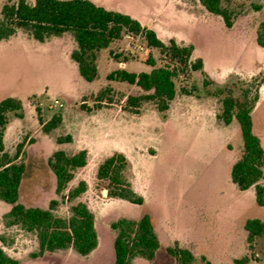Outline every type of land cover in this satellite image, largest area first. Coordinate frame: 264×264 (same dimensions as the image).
<instances>
[{
  "label": "rangeland",
  "instance_id": "obj_1",
  "mask_svg": "<svg viewBox=\"0 0 264 264\" xmlns=\"http://www.w3.org/2000/svg\"><path fill=\"white\" fill-rule=\"evenodd\" d=\"M6 1L8 0H0V17L1 7ZM28 1L34 2V0ZM193 1L123 0L122 2L127 10L132 13L140 11L153 23L157 21L165 23L169 22V19L174 22L175 17L182 10L189 8L194 9L198 16L207 18L200 24L197 33L191 34L189 31L188 33L197 45L198 55L205 57L212 65L216 66L219 62L221 71H230L233 75L226 82L221 80V85L210 86L212 89L209 93L218 100L219 113L221 112V100L226 96L228 89H233L235 95L240 96L244 89L249 88V95L252 97L256 83L260 82V95L264 85V47L257 43V32L261 22L264 21V0H229L235 12L231 28L225 25L220 16L206 12L202 5L193 6ZM172 30L181 29L172 25ZM17 33L31 37L21 29ZM178 34L181 35L179 32ZM66 36V42L69 43L68 38L72 39L73 36L70 33ZM23 42L24 40L16 39L11 46L0 50V73L5 80H8L6 89H0V99L6 98L9 93L21 95L25 100L28 99L26 103L32 106L31 110H34L40 123V119L44 121V116L50 118L57 114L64 116V123L54 128L53 135L55 136L76 135V127L83 110L80 109V111L78 108H81L82 104L95 107L96 103L92 98L105 87L111 86L113 91L110 96L116 102L124 95L136 90V86L129 83L109 81L105 77L106 73L118 68H125L129 71H141L145 67L151 69V66L142 64L145 63L144 59L150 49L146 39L141 35H133V38H127L124 35L121 40L111 44L109 49L102 51L100 53L102 60L99 63L102 70L101 75L92 83L86 81L79 73L73 75L56 52L46 57L37 49L28 48ZM140 47L144 49L141 50ZM152 55L157 60V65L165 64L158 49H153ZM203 77L200 71L195 73L190 70L181 74L176 78L178 93L184 95L195 92L203 96L206 93L204 84H202ZM207 77L210 80L208 75ZM218 89H222L223 92L215 95ZM83 92L88 93L78 99L77 96ZM262 92L264 97V88ZM55 99H58L63 106L55 105ZM145 104L152 103L146 102L143 105ZM101 105H118L124 110L123 103H101ZM26 112L29 114L28 108ZM263 113L264 100L255 115L262 127L260 117ZM129 114H131V116L128 115L129 118L123 116L118 119L111 130L112 139H117L123 145L133 148L136 154V159L133 160L135 171L144 183V195L148 201L161 200L166 203L171 210L174 228L184 229L191 237H196L192 241L194 245L192 251L195 256L192 264H207L209 260L207 256L212 254L217 256L216 258L223 264H236L235 260L244 256H248L246 264H264V236L250 244L245 240L246 231L238 230L235 233L236 242L231 247L218 250L214 249V245L218 243L205 242L202 239L206 237L212 240L224 234L215 232L218 227L216 224L204 225L200 222L201 213L212 215L240 205L248 218L264 217V209L256 203L255 198L248 192L238 193L239 189L231 181L230 174L227 176L229 155L224 148H220V144L222 140L230 136L234 145L231 143L228 147H234L237 152L242 151L243 138L238 121L234 119L232 124L223 122L224 124H221L223 131L218 130L217 132V127H211L209 131L212 133L209 135L203 132V127L184 129L181 126L176 128V131H170L165 125H160L152 119L136 117L138 115L130 112ZM10 116L13 117V113H10ZM120 127L122 133L118 131ZM34 131L21 134L17 143L11 140L8 146V152L13 156L17 152V144L23 143L19 152L21 158L18 162L25 163L26 170L20 187L19 201L26 206L49 207L50 200L55 198L59 200L56 213L66 216L69 203L61 199L56 192L55 176L49 165V158L53 150L61 148L69 151L74 149L75 145L58 146L56 139L53 140V136L49 135L44 136V142L41 141L36 149L33 147L25 149L26 145L34 141ZM237 132L238 135H236ZM27 141L28 144H26ZM238 144H242V147ZM145 148L144 154H138L139 150ZM152 148H155L156 152L148 153V149L151 151ZM233 154L235 155V152ZM76 174L75 183L82 177L89 182L91 189L85 192L84 197L90 199L93 191L96 193L97 179L94 163L84 170L78 169ZM131 176L132 170H130V180ZM116 202L121 205L127 204V207L126 205L116 206L113 201H105L102 208L98 206L99 203L94 202L92 207L94 210L98 209L99 213L117 211L110 219L121 216L136 217L137 213L138 215L141 213V207L128 201L118 200ZM3 212L4 208L0 203V236L3 235L11 243L4 244L0 240V247L8 256L17 259L20 264H113L115 233L109 228L110 220L107 218L99 217L98 220L100 248L96 254L88 258L82 257L72 248H67L48 253L39 260V257L32 256V253L36 252V236L17 226L5 227L2 220ZM227 236L230 237L233 234L228 233ZM134 264L153 263L137 261ZM154 264H176V261L162 247Z\"/></svg>",
  "mask_w": 264,
  "mask_h": 264
},
{
  "label": "trees",
  "instance_id": "obj_2",
  "mask_svg": "<svg viewBox=\"0 0 264 264\" xmlns=\"http://www.w3.org/2000/svg\"><path fill=\"white\" fill-rule=\"evenodd\" d=\"M198 1L209 13L220 16L228 28L233 26L235 12L229 0ZM19 29L41 42L70 33L77 43V48L71 52V58L77 63L80 75L89 82L99 77L97 51L121 40L126 33L141 35L146 39L150 52L144 62L151 66L150 71L135 72L119 68L106 76L109 81L134 85L136 90L116 102L110 96L113 89L107 86L92 98L96 103L95 107L81 105V109L85 111L100 108L101 103H123L124 110L139 115L143 104L150 102L158 111L165 112L178 93L176 78L181 74L190 70L200 71L204 76V86L211 83L203 69L202 59L192 60V45L181 46L175 40L164 43L152 28L142 25L130 14L106 9L91 0H34L33 3L28 0H8L1 7L0 41L15 35ZM257 43L264 47V21L257 32ZM153 49L159 50L165 64L157 65V60L152 55ZM260 84L256 83L252 97L249 95V88L244 89L240 96L235 95L233 89H228L221 100L218 118L225 124L236 119L242 133V153L232 166V181L240 190L254 186L256 203L264 206V185L260 183L264 179V149L260 138L253 131L252 117L253 107L259 99ZM222 92V89H218L215 95ZM22 109L23 103L16 97L9 96L0 101V200L11 204V209L3 216V224L8 228L17 226L36 236L38 251L32 253L33 257L67 248L87 256L99 243L95 214L87 202L80 199L88 184L82 180L69 189V183L77 170L87 165L88 151L83 149L67 153L56 150L49 158V165L56 177V192L69 203L66 216L56 213L58 199H52L47 209L22 204L19 201L20 185L26 166L15 160L19 157L23 143L17 144V152L13 156L5 151L4 145L7 113L13 111L22 117V112H19ZM62 119V115L57 114L46 122L42 119L40 121L43 130L50 132L61 124ZM71 140L70 135L58 138L59 142ZM130 170V161L124 153L114 152L106 156L97 167L96 193L101 197L119 198L143 205V196L134 190L130 180ZM110 226L115 233L113 264H132L136 257L147 260L155 258L160 242L148 213L138 219L119 218L111 222ZM244 227L250 244L264 236V220L260 218L247 219ZM0 240L4 244L11 243L3 235ZM167 252L176 259V264H192L195 260L189 249L182 248L177 243L168 248ZM247 261L248 256H244L236 259L235 263L246 264ZM0 264H19V261L8 256L0 247ZM207 264L211 263L207 261Z\"/></svg>",
  "mask_w": 264,
  "mask_h": 264
},
{
  "label": "crops",
  "instance_id": "obj_3",
  "mask_svg": "<svg viewBox=\"0 0 264 264\" xmlns=\"http://www.w3.org/2000/svg\"><path fill=\"white\" fill-rule=\"evenodd\" d=\"M91 1H93L97 5L105 7L106 9L116 10L122 13L130 14L134 18L138 19L142 25L152 28L156 32L157 36L164 43H168L171 40H175L176 43L181 46L192 45L194 47V50L192 53V59L196 57L202 59L204 71L207 73V75L210 78L211 83L208 86H203L206 89V93L203 96L197 95L195 94V92L190 93V94H184V95L177 93L176 97L171 101L170 107L167 111L160 112L155 108L153 104H145L143 105L141 113L136 117H142L143 119L144 118L152 119L156 121L157 123H159L160 125H165L166 128L170 129V131H176V128L181 127V126L184 129H191L192 127L197 128L198 126L201 129L203 127V132L209 135H211L212 133L211 131H209L211 127H214V128L217 127L218 128L217 132L218 130L223 131V126H221V124L223 125L224 123L218 118V114H219V111H218L219 109L217 105L218 100L213 95H211L209 91L212 89L210 87L211 85H214V84L215 86L221 85V80L226 82L233 75L230 73V71H221L219 68L220 67L219 62H217L216 66L212 65L208 63L205 57H202L197 54V45L193 42V39H191L193 38L191 34L197 33L199 31V26L202 22L207 20L206 17L202 18L200 15L198 16L194 12V9L189 8L187 10L186 9L182 10L180 14H178L177 17H175L174 22H172V20L169 19V22L164 23V22L157 21L153 23V21H150L148 16L140 13V11H136L135 13H132L129 10H127L126 7L124 6V3L122 2L123 0H91ZM194 5L197 6L201 4L198 0H194L193 6ZM172 25L178 26V28H180L181 30L173 31ZM188 31L191 32V34H189ZM178 32L181 33V35H179ZM66 35L67 33H64L61 36L51 37L50 39H47L41 42L32 37H29L28 35H25V34L20 35L16 33L10 38L0 41V50H4V48L11 46L14 43V40L16 39L24 40L23 43L25 46H27L30 49H34V48L37 49L38 52H41V54H43L46 57L50 56L53 52H56L57 55L60 56L61 60L66 63L68 69L72 72V74L77 75V73H79L78 65L71 58V52L77 48V43L75 42L73 37L72 39L68 38L69 43H67ZM109 48L110 46L106 49H109ZM106 49H101L99 52L96 53V63L99 69V76L101 75V71H102L100 68V64H99L100 61L102 60V57H100L101 56L100 53H102V51ZM142 64L146 66L145 63H142ZM141 71H150V69H147V67H145L144 69L142 68ZM141 71H135V72H141ZM196 72L197 71H195V73ZM108 73L105 74V77L107 76ZM7 81L8 80H5V78L2 77L0 73V89H6V87L8 86ZM92 82L93 81H91L90 83ZM202 84H203V81H202ZM263 88H264V85L261 88L257 105L252 111V117H253V131L260 138L263 149H264V113L260 117L262 119L263 127L260 126L261 124L258 121V117L255 116L256 112L261 106V102L264 100V97L262 96ZM88 92L80 93V95H78L77 98L78 99L81 98L83 95H86ZM9 96L20 99L23 103V109H22V117L17 116L15 112L7 113L8 122L6 124L5 132H4V145H5V151L7 153L10 154V152H8L9 150L8 146L11 140L17 143V141H19V137L21 134L26 133L27 131L35 130L34 131V134H35L34 141L31 144L26 145L25 149L28 147H33L34 149H36L39 146L41 141L44 142L45 140L44 136L51 135L53 136V140L56 139L58 146L70 145V144L75 145L74 149L72 150H69V151L64 150L67 153H75L83 149L88 151V155H89L88 163L85 167H82L79 170H84L91 163H94L96 172H97V167H98L99 162L102 161L106 156L114 152L124 153L126 157L128 158V160L130 161L131 170H132L131 182H132L133 188L138 194L143 196L144 201H145L143 205H138L134 203L132 204L141 207L142 209L141 213L140 215H138L137 213L136 217L121 216V217H116V219H110L112 214L116 213L117 211L113 213H106V212L99 213L98 209L94 210L92 207L94 202L99 203L98 206H100L101 208L103 207L105 201H113L116 206L119 205V206L124 207V205H126L127 207V204H124V205L116 204L118 203L116 201L123 200V199L101 197L97 193H95V191H93V196L90 199L89 198L85 199L84 197L85 193H84L80 197V199L87 202L88 206L95 214V227L98 232L99 243H98L97 248L93 252H91L87 256H82V257H87V258L91 257L92 255L96 254L100 248V233H99V228H98L99 217L103 219H106V218L109 219L110 224H111V222L119 218H122V217L138 219L144 214V212H147L151 216L155 232L160 242V246L153 260H147L143 257H136L133 259L132 264L136 263L137 261H141L142 263L143 261H147V262H151L154 264L158 258L159 251L162 249V247L166 249V252H167V249L170 247H173L176 243L180 247L187 248L193 253L192 250L194 248V245L192 241L196 237L195 236L191 237L187 231H184V229L174 228V226L172 225L171 210L168 208L166 203L161 202V200H154V202H149L146 196L144 195V190H145L144 183L142 182V179L136 174V171H135V163L133 160L136 159V154L133 151V148H130L127 145H123L117 139H112L111 130L115 127L116 122L118 121L119 118H122L123 116L126 118H129L128 115L131 116L129 112L122 110L121 107H119L118 105L102 106L101 108L93 109L91 111L82 110V114H81L82 116L80 117V122L77 124V127H76L77 134L70 135L72 137V140L70 142H59L58 138L62 136L53 135L54 129H52L50 132H46V133L43 132L42 124L39 122V118L37 119V116L33 112L34 110H31L32 106L26 103L28 99L25 100L24 98H22L21 95L20 96L15 95L14 93H9V95H7L6 97H9ZM1 100L2 98L0 99V101ZM89 106L91 107V105ZM27 108H28V112L30 111L29 114L26 112ZM80 109L81 108L79 107L78 110ZM10 113H13V117L10 116ZM62 118L63 119H62L61 124L64 123L65 121L64 116ZM49 119L50 117L44 116L43 122H46ZM233 122L234 121H232L229 124H232ZM118 131L119 133H122L121 127L118 128ZM236 135H238V132L236 133ZM53 140L50 143L51 145L53 144ZM231 143L233 144L232 138L228 136L227 138L224 139V141L222 140L220 144V148H224V150H226L229 155V159L227 163V176H229L230 174V177H231L232 166L239 159L242 153V151L237 152V149L235 150L234 147L233 148L228 147V145ZM26 144H28V141L26 142ZM239 145H241L242 147V144H238V146ZM56 150H63V149L59 148ZM56 150H53L52 152ZM145 150L146 148L139 150L138 154L140 155L144 154ZM41 151H43V149H41ZM150 152H153V153H150ZM155 152H156L155 148H152L151 151H149L148 149V153L150 154H154ZM234 152H235V155L233 154ZM20 158H21V155H19V157L15 160V162H18ZM24 174H23V177H24ZM76 175L74 179L69 183V189L77 186L79 181L83 180L88 184V188L86 191L90 190L91 189L90 184L84 177H82L78 182L75 183ZM23 177H22V180H23ZM55 183H56V177H55ZM260 183L264 185V179L261 180ZM240 191L244 193L248 192L252 197L255 198V201H256V193H255L254 186H251L250 188L246 190L239 189L238 193ZM52 199H55V198H52ZM19 200H20V197H19ZM0 203L2 205V208H4V212H3V215H4L11 209V204L6 203L1 200H0ZM31 206L41 207L44 209L48 208L47 206H41V205H31ZM261 207L264 209V206H261ZM200 216H201L200 222L204 223V225L216 224V226L218 227L216 228L215 232L216 233L222 232V234H224L223 236L215 237L212 240L206 237L202 238L205 242L211 241L213 243H218L214 245L215 250L222 249L225 247L227 248L229 246L231 247L236 242L235 233L238 230H243V229L246 231L244 227L245 222L247 219H251V217L248 218L245 215L244 209H242L240 205H236V207H231L228 211L224 210L222 212H217L212 215L201 213ZM252 218H260L264 220V217H252ZM110 224H109V228H111ZM228 233H232L233 236H230V237L227 236ZM247 235L248 233L246 231L245 240L248 242ZM35 251L36 252L38 251V242H37ZM47 254H45L44 256H40L39 260L44 258ZM223 254L226 255L225 253ZM207 257L209 259L208 261L211 264H223L220 260L216 258L217 256H215L214 254L207 256ZM172 258L174 257L172 256Z\"/></svg>",
  "mask_w": 264,
  "mask_h": 264
},
{
  "label": "built area",
  "instance_id": "obj_4",
  "mask_svg": "<svg viewBox=\"0 0 264 264\" xmlns=\"http://www.w3.org/2000/svg\"><path fill=\"white\" fill-rule=\"evenodd\" d=\"M125 37H127V38H133V34L126 33L125 34ZM140 49L143 50L144 48L143 47H140ZM55 105H57L59 107H62L63 106V104L58 99H55Z\"/></svg>",
  "mask_w": 264,
  "mask_h": 264
}]
</instances>
